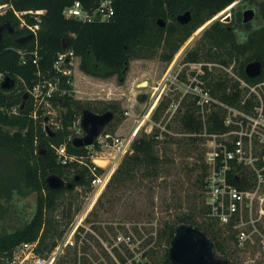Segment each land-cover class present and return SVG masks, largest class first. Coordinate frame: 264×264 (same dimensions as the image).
Returning <instances> with one entry per match:
<instances>
[{"label": "trees", "instance_id": "1", "mask_svg": "<svg viewBox=\"0 0 264 264\" xmlns=\"http://www.w3.org/2000/svg\"><path fill=\"white\" fill-rule=\"evenodd\" d=\"M73 1L0 0V4L11 5L0 13V23L8 20L14 30L13 34L4 30L0 39V73L14 80L9 88L0 85V217L11 216L18 221L14 226L0 230V256L8 254L15 243L23 240L37 239L36 250L40 254L49 251L63 234L64 225L69 219L68 213L62 212L60 217L55 216L58 199L64 191H71L78 184H87L89 189L91 178L86 165L76 160L61 163L55 153V147L64 144L69 154L86 156L85 147L72 146L70 139L75 136L73 125L81 108L91 109L90 101L73 97L72 85L63 78L60 84L66 92L55 94L50 99L54 107H59L61 122L60 128L53 130V134L46 133L42 128L46 116L42 108H37L35 117L31 115L32 102L29 95L24 108L18 107L23 92L27 91L26 87L34 79L35 67L29 62L21 64L16 49L29 48L34 43L33 36L23 44L14 42L13 36L27 34L29 30L19 26V19L13 9L39 11L41 18L36 39L42 69L50 68L56 52L70 47L80 58L81 71L98 77L117 74L122 82L129 59L157 55L160 60L169 61L195 29L237 1L230 7V19L212 20L201 31L195 44L185 52L183 59L214 61L226 66L233 63V70L250 82L264 78V0H112L113 12L110 18L107 21L91 22L64 17L63 8ZM79 1L85 8L96 2ZM245 7L254 9L253 18L247 22L242 21V10ZM187 9L191 13L190 19L185 23L178 22L175 15ZM157 17H162L166 21L165 25H158ZM24 18L29 23L35 22L32 15L25 14ZM65 40L67 43L63 46ZM252 60L261 63V73L255 77H249L244 72L245 64ZM208 82L212 92L221 98L235 101L239 96V90L235 89L236 82L230 80L227 73L212 74ZM228 84L230 96L226 92ZM161 105L162 100L154 107L152 117L156 118ZM183 105L179 115L182 130L198 132L202 124L194 105L190 101ZM14 107L15 112L12 111ZM116 108L117 105L109 101L91 110L102 112L112 109L116 112ZM209 119V131L222 129L218 112H211ZM114 120H117V116L106 124L103 131H107ZM157 134L158 128L133 139L130 152L123 156L111 174L105 190L112 184H124L114 182L158 175L161 158L155 151ZM189 138L196 139L197 136L190 135ZM50 173L71 181V186L50 188L45 180ZM31 192L34 194V202L26 213L21 199ZM102 192L104 194L106 191ZM190 215L184 213L163 223L157 234L168 245L178 223L195 225L211 240L215 255L225 257L232 263L233 260L225 251L224 236L216 222L210 219L204 225H199ZM227 238L230 236L227 235ZM118 257L124 261L122 255L118 254ZM153 264H172L168 258V246L160 263Z\"/></svg>", "mask_w": 264, "mask_h": 264}, {"label": "built area", "instance_id": "2", "mask_svg": "<svg viewBox=\"0 0 264 264\" xmlns=\"http://www.w3.org/2000/svg\"><path fill=\"white\" fill-rule=\"evenodd\" d=\"M8 7L11 5L0 4V13ZM13 12L19 19V26L26 27L29 30L27 33L33 36L32 47L16 49L21 64L29 62L35 67L34 79L31 85L26 87L32 102L31 115L35 117L37 108H42L43 114L47 116V126L51 130L58 129L61 126L60 118L53 114L54 106L50 99L55 94L66 92L60 84L63 78L66 83L71 84L77 55L72 48L65 47L56 52L50 68L42 69L39 65L40 55L36 39L41 18L39 11L13 9ZM112 12V0H96L95 4L88 8H85L81 1L74 0L62 10L64 17L81 22L107 21ZM25 14L32 15L35 22H27ZM215 66L226 70L228 78L236 82L235 89L239 90V96L235 101L221 98L212 92L208 80L215 74ZM231 68V65L226 67L214 61L177 62L175 58L170 59L158 85L154 86L155 91L150 96L147 112L154 102L157 105L165 96L170 97L167 103V111L170 114L176 112L184 100L192 102L202 124L198 132L190 134L203 139L202 163L205 173L202 183L206 214L230 236L234 250H252L254 257L264 256V78L250 82ZM3 78L0 73V82ZM229 88L228 84L226 92L230 96ZM12 111L15 112L16 107L12 108ZM213 111L218 112L222 129L209 131L207 124ZM124 114L130 115L129 110H124ZM45 123L43 122V129ZM139 126L138 123L126 136L102 130L91 145L85 146V157L69 154L64 144L55 147L59 162L76 160L86 165L91 174L86 211L104 190L123 156L130 152ZM159 127L157 137L166 130V126ZM84 216L85 214L80 215L78 219L70 222L63 236L56 240L49 251L40 254L36 250L37 239L23 240L15 243L8 254L0 256V264H56L59 249L77 246L76 237L84 226L81 222ZM113 243L112 246L116 247L124 243L130 247V251H135L136 246H133L130 232L115 233ZM141 252L132 254V264H145ZM124 257L126 258L125 255ZM125 258L124 261L120 260L123 264ZM248 260L246 263L254 261V258L250 257ZM115 262L120 264L117 259ZM231 264L242 263L233 260Z\"/></svg>", "mask_w": 264, "mask_h": 264}, {"label": "rangeland", "instance_id": "3", "mask_svg": "<svg viewBox=\"0 0 264 264\" xmlns=\"http://www.w3.org/2000/svg\"><path fill=\"white\" fill-rule=\"evenodd\" d=\"M231 5L215 13L195 29L171 59L175 58L177 62L187 61L183 59L185 52L195 44L205 26L215 19L228 21L224 19L227 15L230 19ZM79 60L77 56L71 82L72 90L73 82L75 84L79 77ZM168 62L160 60L157 55L151 58L129 59L122 82L119 81L117 74L107 77L92 75L93 82L99 83L98 86L86 94L79 92L82 93L80 94L82 98L79 99L90 101L91 109L106 105L109 101L117 105V111L114 112L117 120L108 126V131L112 128L111 132L120 136L128 135L138 123L140 126L135 137L142 133H150L157 128L160 130L159 126H166V130L158 136V143L155 145V151L161 158V168L155 177L114 182L124 184H112L107 190L104 189L103 191L106 192L104 194L101 192L102 194H99L87 211L90 185L89 189L87 184H78L71 191H64L57 201L55 216L60 217L62 212L69 214L68 222L64 225L66 229L70 222L85 214L81 220L84 226L76 237L77 246L71 245L59 249L55 263L112 264L117 259L123 264L118 257L119 254L126 256L125 264H132L131 256L138 251H142L141 257L145 264L160 263L168 246L157 234L163 223L172 221L184 213H190L191 218L199 225H204L205 221L210 220L206 214L202 184L205 173L202 163L203 139L197 135L196 139L189 138L193 134L183 131L179 121L183 104L187 101L184 100L181 107L170 114L167 111L170 97L165 96L156 118L151 116L154 107L147 112L150 96L155 91L154 86L158 85ZM215 67H217L215 74H228L222 67ZM77 95L78 92L73 90V97L76 98ZM126 109L129 110L130 115L124 114ZM53 114L59 117V107L53 108ZM144 114L148 115L144 116ZM78 118L73 125L75 135H82V131L77 126ZM21 202L22 208L27 213L34 202V194L32 192L27 194ZM16 222L17 219L11 216L0 217V230L8 229ZM219 227L224 236L225 251L230 259L242 264H264L263 255L254 257L252 250H234L227 233L221 226ZM117 232L132 234L135 251H130V247L124 243H120L117 247L112 246L113 237ZM250 257L254 258V261L246 263Z\"/></svg>", "mask_w": 264, "mask_h": 264}, {"label": "water", "instance_id": "4", "mask_svg": "<svg viewBox=\"0 0 264 264\" xmlns=\"http://www.w3.org/2000/svg\"><path fill=\"white\" fill-rule=\"evenodd\" d=\"M253 16V7H246L242 10L243 22L250 21ZM190 17L191 13L188 9L175 15V18L180 23L187 22ZM224 19L228 20L229 16H225ZM156 22L158 25L163 26L166 21L162 17H157ZM4 30L13 34V27L8 20H4L0 23V39ZM30 36L29 33L13 36V40L16 44H23L30 38ZM66 43L67 40L63 42V46H65ZM244 72L249 77L258 76L261 73V63L258 60L247 62L244 66ZM13 84L14 80L8 76H5L0 82V85L3 88H9ZM27 97L28 93L27 91H24L21 100L18 103L19 109L24 108ZM113 117L114 111L112 109L95 112L86 107L81 108L77 126L82 131V135L71 137V145L74 147L91 145L96 136L104 129L106 124L113 119ZM46 120L47 116L44 117V123ZM44 130L48 134H53V130H51L46 123L44 124ZM76 178L77 177H75V179ZM45 180L47 185L53 189H57L63 185H66L67 187L71 186V181H65L55 173L48 174ZM168 258L172 264H231L227 258L215 255L212 242L203 231L195 225L184 222L178 223L175 226L174 234L168 244Z\"/></svg>", "mask_w": 264, "mask_h": 264}, {"label": "crops", "instance_id": "5", "mask_svg": "<svg viewBox=\"0 0 264 264\" xmlns=\"http://www.w3.org/2000/svg\"><path fill=\"white\" fill-rule=\"evenodd\" d=\"M94 77L92 75L84 73L83 71L79 70V77L77 78L75 84L73 82L74 92H78L79 95L76 98H82L80 94H86L92 91L99 83H94ZM92 85V86H91ZM91 86V88H90ZM82 92V93H79Z\"/></svg>", "mask_w": 264, "mask_h": 264}, {"label": "bare ground", "instance_id": "6", "mask_svg": "<svg viewBox=\"0 0 264 264\" xmlns=\"http://www.w3.org/2000/svg\"><path fill=\"white\" fill-rule=\"evenodd\" d=\"M154 105H155V102H154V104L152 105V107H154ZM152 107L150 108V110L152 109ZM150 110H149V111H150ZM147 115H148V114H147Z\"/></svg>", "mask_w": 264, "mask_h": 264}, {"label": "flooded vegetation", "instance_id": "7", "mask_svg": "<svg viewBox=\"0 0 264 264\" xmlns=\"http://www.w3.org/2000/svg\"><path fill=\"white\" fill-rule=\"evenodd\" d=\"M246 8V7H245Z\"/></svg>", "mask_w": 264, "mask_h": 264}]
</instances>
